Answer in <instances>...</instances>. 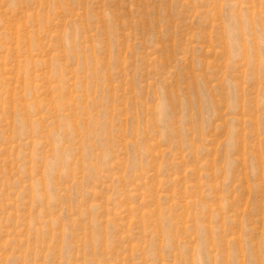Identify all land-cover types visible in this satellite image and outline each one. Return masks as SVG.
<instances>
[{"label": "rangeland", "instance_id": "1", "mask_svg": "<svg viewBox=\"0 0 264 264\" xmlns=\"http://www.w3.org/2000/svg\"><path fill=\"white\" fill-rule=\"evenodd\" d=\"M0 264H264V0H0Z\"/></svg>", "mask_w": 264, "mask_h": 264}]
</instances>
